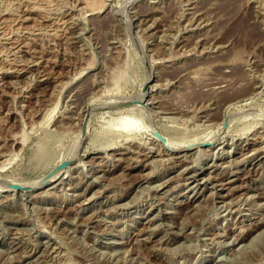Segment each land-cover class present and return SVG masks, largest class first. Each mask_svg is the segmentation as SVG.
Masks as SVG:
<instances>
[{"label":"rangeland","instance_id":"374dc122","mask_svg":"<svg viewBox=\"0 0 264 264\" xmlns=\"http://www.w3.org/2000/svg\"><path fill=\"white\" fill-rule=\"evenodd\" d=\"M0 264H264V0H0Z\"/></svg>","mask_w":264,"mask_h":264},{"label":"water","instance_id":"95a60500","mask_svg":"<svg viewBox=\"0 0 264 264\" xmlns=\"http://www.w3.org/2000/svg\"><path fill=\"white\" fill-rule=\"evenodd\" d=\"M152 133L163 144L166 143V140H165L164 136L160 132L154 130ZM67 165H68V162L67 161H64V162L60 163L54 170H52L50 173H48L47 177L52 176L55 172H57L59 170L65 169ZM10 188L11 189H14V190H18V191L26 190V188H24L23 186L18 185V184H10Z\"/></svg>","mask_w":264,"mask_h":264},{"label":"bare ground","instance_id":"6f19581e","mask_svg":"<svg viewBox=\"0 0 264 264\" xmlns=\"http://www.w3.org/2000/svg\"><path fill=\"white\" fill-rule=\"evenodd\" d=\"M87 7H88V6H87ZM158 36H159V35H158ZM232 60H233V59H232ZM232 70H233V69H232ZM40 75H41V74H40ZM233 79H234V78H233ZM237 79H238V78H237ZM195 81H196V80H195ZM169 82H170V81H169ZM232 85H233V84H232ZM232 87H233V86H232ZM235 87H236V86H235ZM238 87H239V86H238ZM241 87H242V85H241ZM242 88H243V87H242ZM232 89H233V88H232ZM232 89H230V90H232ZM237 90H238V89H237ZM237 90H235V91L237 92ZM239 90H240V89H239ZM239 90H238V91H239ZM243 90H244V89H242V91H243ZM232 91H233V90H232ZM240 93H241V91H240ZM228 94H229V93H228ZM238 94H239V93H238ZM241 94H242V93H241ZM234 97H235V95H234ZM163 108H164V107H163ZM173 115H174V114H173ZM123 119H124V118H123ZM125 119H126V117H125ZM121 120H122V119H121ZM122 121L125 122L126 120H125V121L122 120ZM123 122H121V123L124 124ZM15 142H16V141H15ZM195 142H196V141H195ZM197 142H200V141H197ZM196 144H197V143H196ZM186 145H187V144H186ZM186 145H185V146H186ZM189 145H190V144H189ZM189 145H188V146H189ZM112 146H113V145H112ZM112 146H111V147H112ZM172 146H173V145L171 144V148H172ZM185 146H184V147H185ZM190 146H191V145H190ZM177 148H178V147H177ZM174 150H176V146H173V148H172L171 150L168 149L167 151H169V152H170V151L173 152ZM160 154H161V153H160ZM171 155H172V154H171ZM106 156H107V155H106ZM168 157H169V156H168ZM195 160H196V159H195ZM161 163H162V162H161ZM150 164H151V163H150ZM250 164H251V163H250ZM214 165H215V164H214ZM184 171H185V170H184ZM193 173H194V172H193ZM194 174H195V173H194ZM187 175H188V174H187ZM188 176H189V175H188ZM46 177H47V176H46ZM53 178H54V176H53ZM196 178H197V177H196ZM42 181H43V180H42ZM49 181H50V179H49ZM56 181H57V180H56ZM40 182H41V181H40ZM40 182H39V183H40ZM45 182H46V181H45ZM184 183H185V182H184ZM40 184H41V183H40ZM161 184H162V183H161ZM31 185H32V186H31ZM37 185H38L37 183H36V184H35V183H32V184H30L31 187H28V189L26 188V190H32V188H33L34 186H37ZM39 186H40V185H39ZM195 187H196V186H195ZM34 189H35V188H34ZM253 189H254V188H253ZM22 192H23V191H22ZM25 192H26V191H25ZM25 192H24V193H25ZM28 193H29V192H28ZM23 196L25 197L26 195L24 194ZM219 197H220V196H219ZM247 197H248V196H247ZM251 198H252V197H251ZM193 199H194V198H193ZM246 201H247V200H246ZM225 203H226V202H225ZM262 203H263V202H262ZM226 204H227V203H226ZM194 206H195V205H194ZM114 208H115V207H114ZM262 220H263V219H262ZM184 229H185V228H184ZM241 234H242V233H241ZM240 242H241V241H240ZM47 245H48V244H47ZM29 261H30V260H29Z\"/></svg>","mask_w":264,"mask_h":264}]
</instances>
